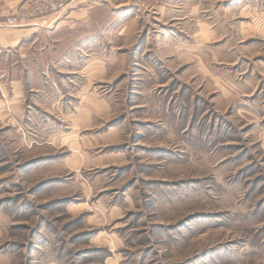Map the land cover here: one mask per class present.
I'll return each instance as SVG.
<instances>
[{
    "label": "rangeland",
    "instance_id": "374dc122",
    "mask_svg": "<svg viewBox=\"0 0 264 264\" xmlns=\"http://www.w3.org/2000/svg\"><path fill=\"white\" fill-rule=\"evenodd\" d=\"M33 2L0 23L42 22ZM214 5L204 43L183 4L181 26L103 6L23 44L46 70L87 38L43 95L24 73L21 116L0 96V264H264V0Z\"/></svg>",
    "mask_w": 264,
    "mask_h": 264
},
{
    "label": "crops",
    "instance_id": "0c3cea01",
    "mask_svg": "<svg viewBox=\"0 0 264 264\" xmlns=\"http://www.w3.org/2000/svg\"><path fill=\"white\" fill-rule=\"evenodd\" d=\"M225 1L229 2L230 0H71L69 7L62 13L46 16L40 23H29L25 26H10L8 28L0 23L1 100H3L2 98H8L7 93L9 85H11L13 92H16V95L11 96V109L16 110L15 114L17 116H21L23 114V101L20 98L24 93L25 72L29 77L28 79L37 84L36 91L43 95L50 88V81L54 80V68L71 72V69L80 66V50L87 45L86 37L77 38L64 54H56L53 58H50L46 70L41 69L39 64H36L33 69L27 68L25 70V62H31V59L30 53L23 52V44L36 40L41 31L47 30L51 33H58L73 29L77 24L87 23L91 19L93 10L103 6H110V9L115 10L113 11L115 13L128 11V22H131L141 16V10L146 9V7L150 8L152 4H156L152 6L155 9L152 12L156 14L153 17L156 20L162 22V24L171 23L173 26H181L184 23L182 20L187 17L183 14V11H185L183 4H190L189 15L194 20L197 18V23H191L192 25L189 27L192 31H195V39L204 43L217 33L214 27L215 24L209 23L207 19H222L225 17L222 13H228L226 12L228 10H223V8L216 10L214 4H223ZM206 13H210L209 18L206 17ZM53 41L54 44L49 45V47L56 49L61 39L58 38ZM96 63L102 64L103 61L99 59L96 60ZM94 72L98 73V71ZM100 74L99 71L98 76ZM53 85V90L58 88L56 82ZM3 106H5L4 100Z\"/></svg>",
    "mask_w": 264,
    "mask_h": 264
},
{
    "label": "built area",
    "instance_id": "2783aa9c",
    "mask_svg": "<svg viewBox=\"0 0 264 264\" xmlns=\"http://www.w3.org/2000/svg\"><path fill=\"white\" fill-rule=\"evenodd\" d=\"M71 0H34L30 10V16L44 18L49 15H57L66 10ZM25 14L28 15L27 12Z\"/></svg>",
    "mask_w": 264,
    "mask_h": 264
}]
</instances>
